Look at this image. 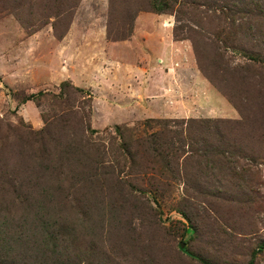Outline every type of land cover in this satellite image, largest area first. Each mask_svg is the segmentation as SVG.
<instances>
[{"label": "rangeland", "instance_id": "obj_1", "mask_svg": "<svg viewBox=\"0 0 264 264\" xmlns=\"http://www.w3.org/2000/svg\"><path fill=\"white\" fill-rule=\"evenodd\" d=\"M170 1L0 0V260L264 264V24Z\"/></svg>", "mask_w": 264, "mask_h": 264}, {"label": "trees", "instance_id": "obj_2", "mask_svg": "<svg viewBox=\"0 0 264 264\" xmlns=\"http://www.w3.org/2000/svg\"><path fill=\"white\" fill-rule=\"evenodd\" d=\"M239 2V3H238ZM150 5L152 6V10L155 12H165L167 11L172 5H171V1L170 0H150ZM228 11H231V13L227 16L224 17V19H227L228 22L231 21L234 17V15L236 13H241V15H239L237 18L241 21V23H246L248 24V29L250 28V25H252L254 28H256V26L264 24V0H238L235 3H232L228 6H224ZM222 14V11H221ZM222 22V20H221ZM238 27H240V24L238 25ZM262 37V36H260ZM241 51H243L244 53H246V51H244L243 49H241ZM249 52V51H248ZM253 53V52H250ZM254 56L252 57L251 55H248V59L253 60V61H258L259 64L262 66V68H264V55L260 54V53H253ZM261 80H264V78H261ZM66 81H62L59 84L60 89L62 90V87L66 84ZM258 92L257 95L259 97H262V99L264 98V81L260 84L258 83ZM79 90V89H78ZM41 93V92H39ZM228 100L231 102V104L237 109V111L240 114L241 117V121L240 122H235L237 125L241 126L242 125V119H246L245 117H247L246 115V109H244V104L243 101L240 97H235V101L231 99L230 96H227ZM261 106V103H260ZM244 109V110H243ZM261 113H264V105H262L259 108ZM213 123H216V121H213ZM223 123H228V121H223ZM88 128V126H87ZM228 129H236V127H228ZM42 131V130H41ZM45 131V133H48L49 130H43ZM215 133L218 134V136L220 137V141L223 142L224 139H226V137H231V141L230 143L233 142V137L231 135H224L223 133H220L219 128H217V125L215 126ZM245 136H247L246 134H244ZM235 138V137H234ZM50 139V138H49ZM36 141V140H34ZM40 141V145H42V139L39 138ZM54 141H56V145L58 146H62L63 148H66L68 145L67 144H61L59 143V141L57 139H54ZM210 144H208L209 146ZM218 146V144H217ZM81 148L77 149V151H80ZM83 153V152H82ZM231 153V152H228ZM214 154H221L219 151L212 153ZM226 158V156H223ZM230 162L227 161L226 163L220 162L219 164V169L223 168L225 165H228ZM90 181V180H88ZM261 248V246H259V249ZM254 253L251 254V258L250 260L247 262V264H253V258H254ZM3 256H5V254H3ZM196 260L198 262H200L201 264H211L210 262H208L206 259H204L203 257H198L196 256ZM0 264H7L6 259L2 258L0 260Z\"/></svg>", "mask_w": 264, "mask_h": 264}, {"label": "crops", "instance_id": "obj_3", "mask_svg": "<svg viewBox=\"0 0 264 264\" xmlns=\"http://www.w3.org/2000/svg\"><path fill=\"white\" fill-rule=\"evenodd\" d=\"M167 35H168V34H167ZM168 38H171V37H170V34H169Z\"/></svg>", "mask_w": 264, "mask_h": 264}]
</instances>
